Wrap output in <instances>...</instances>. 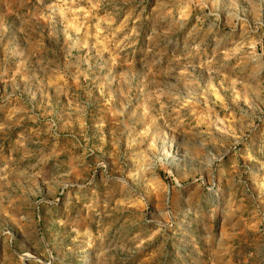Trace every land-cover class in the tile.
Masks as SVG:
<instances>
[{
    "label": "rangeland",
    "instance_id": "obj_1",
    "mask_svg": "<svg viewBox=\"0 0 264 264\" xmlns=\"http://www.w3.org/2000/svg\"><path fill=\"white\" fill-rule=\"evenodd\" d=\"M0 264H264V0H0Z\"/></svg>",
    "mask_w": 264,
    "mask_h": 264
}]
</instances>
